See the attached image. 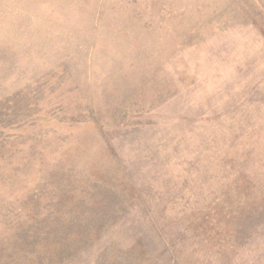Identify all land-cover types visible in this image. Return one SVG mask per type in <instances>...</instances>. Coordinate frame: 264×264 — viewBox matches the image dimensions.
Instances as JSON below:
<instances>
[{
	"label": "rangeland",
	"instance_id": "374dc122",
	"mask_svg": "<svg viewBox=\"0 0 264 264\" xmlns=\"http://www.w3.org/2000/svg\"><path fill=\"white\" fill-rule=\"evenodd\" d=\"M0 264H264V0H0Z\"/></svg>",
	"mask_w": 264,
	"mask_h": 264
}]
</instances>
